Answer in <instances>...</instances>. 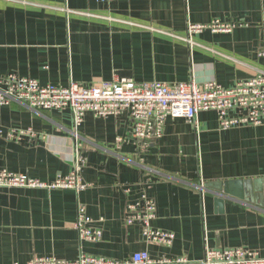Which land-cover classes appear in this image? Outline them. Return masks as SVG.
Masks as SVG:
<instances>
[{
    "label": "crops",
    "instance_id": "1",
    "mask_svg": "<svg viewBox=\"0 0 264 264\" xmlns=\"http://www.w3.org/2000/svg\"><path fill=\"white\" fill-rule=\"evenodd\" d=\"M214 21L230 33L188 25ZM264 0H0V79L13 74L40 85L89 87L114 77L135 83L215 82L233 88L264 71L258 56ZM237 115L231 111L229 116ZM0 169L51 183L85 164V188H0V264L81 254L111 260L146 252L152 259L202 264L206 249L245 248L264 257V125L219 128L215 112L196 121L167 118L159 137L135 141L128 114L85 116L72 134L68 111L0 107ZM12 130L24 131L18 139ZM156 205L152 227L170 246L146 242L127 226L129 204ZM83 207L98 242L80 241Z\"/></svg>",
    "mask_w": 264,
    "mask_h": 264
},
{
    "label": "built area",
    "instance_id": "2",
    "mask_svg": "<svg viewBox=\"0 0 264 264\" xmlns=\"http://www.w3.org/2000/svg\"><path fill=\"white\" fill-rule=\"evenodd\" d=\"M93 1L104 4L112 0ZM237 26L240 25L220 21L208 25H188L187 41L191 42L192 35L204 30L213 33H230ZM258 56L264 62V28ZM11 102L24 104L34 111H68L72 134L76 141L77 131L87 114L105 118L126 113L132 122V138L146 145L150 140L161 135L167 118H183L193 123L200 112H215L221 130L235 126L264 125V71L259 72L252 79L237 82L233 88H223L212 81L174 84L135 83L117 77L89 87L74 82L68 87H55L42 86L35 80L9 74L0 79V107L7 106ZM231 111H236L237 115L229 116ZM24 133V131L12 130L9 138L18 139ZM77 146L75 154L70 158L71 170L67 175L60 176L51 183H45L0 169V188L71 189L79 193L85 188L80 178L85 161L78 155ZM155 213L154 201L142 195L140 203L127 206L125 223L127 226L138 224L141 236L146 242L170 246L174 235L152 227ZM75 230L80 241L98 242L102 237V231L91 226V221L82 206L77 211ZM186 262L184 258L152 259L146 252H136L124 260L81 254L73 261L41 257L22 264H184ZM202 264H264V257L260 256L258 251L245 248L206 249Z\"/></svg>",
    "mask_w": 264,
    "mask_h": 264
}]
</instances>
